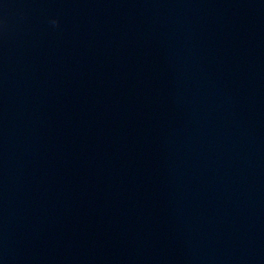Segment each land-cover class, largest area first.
Returning <instances> with one entry per match:
<instances>
[{
	"label": "clouds",
	"instance_id": "obj_1",
	"mask_svg": "<svg viewBox=\"0 0 264 264\" xmlns=\"http://www.w3.org/2000/svg\"><path fill=\"white\" fill-rule=\"evenodd\" d=\"M52 23L55 25V24H57L58 22H57V21H55V20H53V21H52Z\"/></svg>",
	"mask_w": 264,
	"mask_h": 264
}]
</instances>
